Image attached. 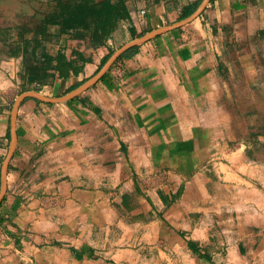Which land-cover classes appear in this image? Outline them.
<instances>
[{
	"label": "crops",
	"instance_id": "crops-1",
	"mask_svg": "<svg viewBox=\"0 0 264 264\" xmlns=\"http://www.w3.org/2000/svg\"><path fill=\"white\" fill-rule=\"evenodd\" d=\"M203 2L0 0V264H264V0H210L12 122Z\"/></svg>",
	"mask_w": 264,
	"mask_h": 264
},
{
	"label": "water",
	"instance_id": "water-1",
	"mask_svg": "<svg viewBox=\"0 0 264 264\" xmlns=\"http://www.w3.org/2000/svg\"><path fill=\"white\" fill-rule=\"evenodd\" d=\"M210 0H204L203 4L200 6V8L191 16L189 17L188 19L176 24V25H173V26H170V27H167V28H163V29H158L156 31H153L149 34H146L145 36H143L142 38L136 40L135 42L125 46L124 48H122L120 51H118L111 59L110 61L106 64V66L99 72V74L94 78L92 79L87 85H85L83 88H81L80 90L64 97V98H61V99H52V98H47V97H44L40 94H37V93H26V94H23L22 96H20V98L17 100L16 104H15V107H14V110H13V114H12V122H13V126L16 125V120H17V112H18V109L20 107V104L22 103V101L29 97V96H35V97H38L44 101H48V102H60V101H65V100H68V99H71L73 98L74 96H76L77 94H79L81 91H83L84 89H86L88 86L92 85L93 83H95L96 81H98L103 75L104 73H106V71L109 69V67L114 63V61L116 59H118L125 51H127L128 49H130L132 46H135V45H139V44H142L144 42H147L151 39H153L154 37H156L157 35H160V34H163V33H166L170 30H173V29H176L178 27H181V26H184L186 24H188L189 22H191L194 18H196L206 7V5L208 4ZM15 143H16V138H14V141H13V145L11 147V155L14 151V148H15ZM10 155V156H11ZM10 156L9 158L7 159V161L5 162L4 166H3V181H2V186H1V189H0V205L4 199V196H5V193L7 191V181H6V177H7V171H8V165H9V161H10Z\"/></svg>",
	"mask_w": 264,
	"mask_h": 264
},
{
	"label": "trees",
	"instance_id": "trees-1",
	"mask_svg": "<svg viewBox=\"0 0 264 264\" xmlns=\"http://www.w3.org/2000/svg\"><path fill=\"white\" fill-rule=\"evenodd\" d=\"M193 11H194V6L192 7L191 12L189 13V15H190ZM113 21H114V20H113ZM132 51H134V49H132L131 51L127 52L123 57H127V56H129L130 53H131Z\"/></svg>",
	"mask_w": 264,
	"mask_h": 264
},
{
	"label": "rangeland",
	"instance_id": "rangeland-1",
	"mask_svg": "<svg viewBox=\"0 0 264 264\" xmlns=\"http://www.w3.org/2000/svg\"><path fill=\"white\" fill-rule=\"evenodd\" d=\"M37 1H38V0H33V3H34V2L36 3Z\"/></svg>",
	"mask_w": 264,
	"mask_h": 264
}]
</instances>
